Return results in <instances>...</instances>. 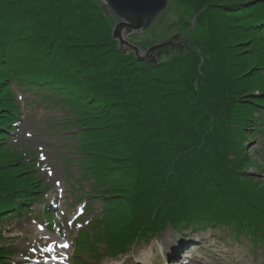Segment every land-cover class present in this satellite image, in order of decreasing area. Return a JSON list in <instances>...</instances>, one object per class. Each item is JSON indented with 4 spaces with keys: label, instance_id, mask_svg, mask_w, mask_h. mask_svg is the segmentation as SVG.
Returning <instances> with one entry per match:
<instances>
[{
    "label": "trees",
    "instance_id": "trees-1",
    "mask_svg": "<svg viewBox=\"0 0 264 264\" xmlns=\"http://www.w3.org/2000/svg\"><path fill=\"white\" fill-rule=\"evenodd\" d=\"M177 5L191 41L148 63L121 50L119 19L100 0H0V223L49 188L38 153L10 137L22 114L14 85L58 97L63 129H80L72 148L103 213L76 236L73 264H98L167 226L264 246V183L246 175L242 148L264 132V0H171L166 29L136 44L168 35ZM16 252L0 230V264H19Z\"/></svg>",
    "mask_w": 264,
    "mask_h": 264
},
{
    "label": "rangeland",
    "instance_id": "rangeland-1",
    "mask_svg": "<svg viewBox=\"0 0 264 264\" xmlns=\"http://www.w3.org/2000/svg\"><path fill=\"white\" fill-rule=\"evenodd\" d=\"M167 14L168 12L162 14L153 27L132 35L140 43L145 41L149 38L148 34L168 24ZM182 14L183 9L177 5L176 19H173V23L172 20L170 22L171 32L168 35H152L150 38L157 43L180 34L181 43L186 39L190 42L192 35L189 31L193 27L188 30L177 27V20ZM183 37L186 39L182 40ZM13 87L21 101L22 114L19 116V131L10 137L16 138L20 145L34 149L36 154L38 153V168L49 188L42 199L34 201L29 212L1 222L0 230L11 243L15 244L17 252L13 257L19 264H73L76 236L82 229L90 232L103 213L100 193L95 190L92 182L84 181L76 162L77 158L81 160L85 156L72 148L70 135L80 129L75 126L63 129L62 124L67 122L65 117H68L69 113L60 107L58 97L44 98L36 96V92L24 93L18 86ZM261 113L264 116V108H261ZM249 133L252 136H246L242 143V148L250 158L247 160L249 165L244 170L253 182L256 180L262 185L264 132L255 135L252 131ZM47 210L53 215L52 219L46 217ZM98 226L102 225L99 223ZM188 229L190 228L177 232L167 226L161 235L152 240H138L122 254L114 257L103 256L97 263L151 264L154 260L157 264H163L167 258L174 257L180 244H189L190 247L185 248L182 255L176 254L177 257L166 264H264V246L253 247L249 238L231 237L217 228ZM171 242L175 246H172ZM64 243H67L68 247L60 246ZM49 244H52L53 250L45 251ZM52 256L66 258L53 260ZM45 257L48 259L45 260ZM81 259L88 261L86 252L81 253ZM173 260L175 262L172 263Z\"/></svg>",
    "mask_w": 264,
    "mask_h": 264
},
{
    "label": "water",
    "instance_id": "water-1",
    "mask_svg": "<svg viewBox=\"0 0 264 264\" xmlns=\"http://www.w3.org/2000/svg\"><path fill=\"white\" fill-rule=\"evenodd\" d=\"M102 2V0H100ZM171 0H103L111 12L119 19L113 30V36L119 42L121 50L133 52L140 61L157 63L162 50L170 47H182L189 41L181 43L180 34L172 36L169 40L157 42L147 48H140V43L132 33H138L150 28L161 16ZM193 23L195 19L192 20ZM129 37H132L130 39ZM132 41V42H131Z\"/></svg>",
    "mask_w": 264,
    "mask_h": 264
},
{
    "label": "snow or ice",
    "instance_id": "snow-or-ice-1",
    "mask_svg": "<svg viewBox=\"0 0 264 264\" xmlns=\"http://www.w3.org/2000/svg\"><path fill=\"white\" fill-rule=\"evenodd\" d=\"M102 3H103V0H102ZM104 11H106V12H110V10H109V8L107 7V6H105L104 7V9H103ZM59 183V182H58ZM61 247H64V248H66V247H68V245H67V243H64V244H62V245H60ZM36 249H32V251H35ZM45 251H52L53 250V246H52V244H49L48 246H47V248H45L44 249ZM64 259V258H66V257H57V256H52L51 257V259H53V260H56V259ZM48 258L47 257H45V260H47Z\"/></svg>",
    "mask_w": 264,
    "mask_h": 264
},
{
    "label": "bare ground",
    "instance_id": "bare-ground-1",
    "mask_svg": "<svg viewBox=\"0 0 264 264\" xmlns=\"http://www.w3.org/2000/svg\"><path fill=\"white\" fill-rule=\"evenodd\" d=\"M161 31L165 30L166 29V24H164L161 28H159ZM18 127V124L16 125ZM172 243V246H175V244L173 242ZM186 245V248H189L190 246L188 244H185ZM175 248V247H174ZM184 263V262H183Z\"/></svg>",
    "mask_w": 264,
    "mask_h": 264
}]
</instances>
